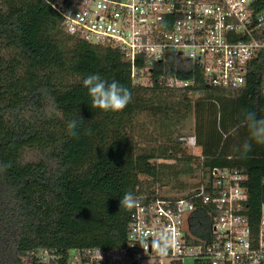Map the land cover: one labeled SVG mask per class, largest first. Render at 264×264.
I'll use <instances>...</instances> for the list:
<instances>
[{
  "label": "trees",
  "instance_id": "1",
  "mask_svg": "<svg viewBox=\"0 0 264 264\" xmlns=\"http://www.w3.org/2000/svg\"><path fill=\"white\" fill-rule=\"evenodd\" d=\"M136 65L145 69L147 85L133 78L119 48L69 34L44 0H0V264H37L32 252L39 249L65 255L75 248L122 246L134 211L120 206L124 194L136 198L141 176L167 183L164 172L174 167L152 162L153 154L140 156L138 116L146 110L179 114L165 93L221 92L176 54L153 64L139 58ZM90 74L118 81L132 101L119 112L93 108L83 86ZM173 78L195 84L175 87ZM221 94L244 96L248 110L264 117V55L250 67L244 89ZM79 116L84 122L72 136L67 123ZM209 127L217 143L228 131L219 128V137ZM221 149L205 151L212 165L229 163ZM233 162L248 175L247 214L254 223L264 203V158ZM198 206L193 231L206 238L209 205Z\"/></svg>",
  "mask_w": 264,
  "mask_h": 264
},
{
  "label": "built area",
  "instance_id": "2",
  "mask_svg": "<svg viewBox=\"0 0 264 264\" xmlns=\"http://www.w3.org/2000/svg\"><path fill=\"white\" fill-rule=\"evenodd\" d=\"M44 1L69 34L119 48L132 65L133 78L143 82L139 58L153 64L176 54L193 64L208 87L236 92L248 85L250 67L264 55V0ZM169 82L183 88L195 84L177 78ZM198 160L200 181L188 194L163 193L156 177L141 181L124 245L75 248L65 255L39 249L32 252L37 264H264V203L252 223L248 175L231 155L222 165H212L214 158L205 154ZM198 203L209 205L206 238L193 231ZM161 232L176 237L166 256L151 249Z\"/></svg>",
  "mask_w": 264,
  "mask_h": 264
},
{
  "label": "rangeland",
  "instance_id": "3",
  "mask_svg": "<svg viewBox=\"0 0 264 264\" xmlns=\"http://www.w3.org/2000/svg\"><path fill=\"white\" fill-rule=\"evenodd\" d=\"M147 78L143 85H147ZM164 98L175 112H163L161 116L152 110H146L138 116L135 127L140 156H150L154 163H163L168 167L164 176L169 180L162 184L163 193L169 195L188 194L200 181L198 156L222 147L223 157L231 155L235 161L252 160L257 155L264 158V146L253 144L246 158H241L236 149L248 138V130L241 125L242 110L247 108L246 98L242 95L227 96L215 92L165 93ZM191 110L185 120L183 114ZM212 125L219 137V128L228 130L217 143L209 127ZM225 125V127H223ZM240 125L236 134L232 129ZM224 131V130H223ZM206 154V153H205ZM194 172V173H193ZM151 178L141 176L143 183Z\"/></svg>",
  "mask_w": 264,
  "mask_h": 264
},
{
  "label": "clouds",
  "instance_id": "4",
  "mask_svg": "<svg viewBox=\"0 0 264 264\" xmlns=\"http://www.w3.org/2000/svg\"><path fill=\"white\" fill-rule=\"evenodd\" d=\"M83 86L87 88L88 94L91 97L93 108H98L105 112L122 111L131 101V91L123 86L118 81L113 80L108 82L103 79L100 74H90L83 79ZM241 125L248 130V138L240 145L236 151L241 158H246L252 150L253 144L264 146V117L258 118L256 112L250 110H242ZM84 120L79 116L78 119H71L67 123V130L70 135H78V126ZM240 125L232 129V133L236 134ZM90 132V130H88ZM10 165H5L7 167ZM138 204V200L131 192L124 194L120 200V206L126 209H132ZM144 247H148V241L141 242ZM176 245V237L169 232H161L158 236L152 239L151 249L156 251L161 256H166L169 250ZM100 254V250L99 253ZM101 256V254H100Z\"/></svg>",
  "mask_w": 264,
  "mask_h": 264
}]
</instances>
